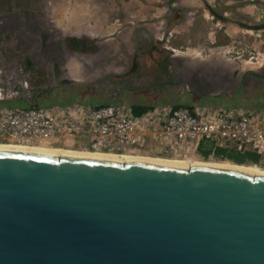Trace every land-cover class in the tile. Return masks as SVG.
<instances>
[{
  "label": "water",
  "instance_id": "95a60500",
  "mask_svg": "<svg viewBox=\"0 0 264 264\" xmlns=\"http://www.w3.org/2000/svg\"><path fill=\"white\" fill-rule=\"evenodd\" d=\"M0 264H264V176L0 151Z\"/></svg>",
  "mask_w": 264,
  "mask_h": 264
},
{
  "label": "rangeland",
  "instance_id": "374dc122",
  "mask_svg": "<svg viewBox=\"0 0 264 264\" xmlns=\"http://www.w3.org/2000/svg\"><path fill=\"white\" fill-rule=\"evenodd\" d=\"M60 1L63 0L53 3L54 10L61 8L57 15L54 11L53 16L41 18L42 11H37L40 14L30 11L36 13L31 25L77 32L78 24L74 22H78L69 18L75 15L71 9L79 0L63 1L62 6ZM81 4L85 18L82 24L87 25L77 33L89 32L88 36L103 44L121 47L120 52L127 60L134 52L136 62H125L126 57L122 62H86L99 72L97 77L107 82L83 88L80 92L87 96L82 98L67 95L50 99L51 102L69 99V103L91 100L94 104L112 102L131 106L204 103L256 106L264 100V81L260 79L264 75V0H82ZM63 14L71 16L67 20L72 21L71 27L64 26ZM5 15L21 20L19 23L23 25L22 11ZM198 49L199 56L187 54ZM218 49H223V54ZM260 60L262 63L258 64ZM246 61L253 64L243 65ZM65 65L66 62L60 68L62 76L55 81L50 79L47 85H58L57 80L67 70ZM170 81L174 84H168ZM26 83L17 76L0 79L2 88L22 90ZM40 83L34 81L31 85ZM116 83L125 84L122 86L125 88ZM128 86L134 89L119 93ZM75 90L69 89L74 93ZM10 100L13 98L5 96L0 105ZM29 101L44 103L42 99Z\"/></svg>",
  "mask_w": 264,
  "mask_h": 264
},
{
  "label": "built area",
  "instance_id": "2783aa9c",
  "mask_svg": "<svg viewBox=\"0 0 264 264\" xmlns=\"http://www.w3.org/2000/svg\"><path fill=\"white\" fill-rule=\"evenodd\" d=\"M0 142L228 160L217 155L222 148L257 154V163H246L264 167V100L256 106L157 104L141 114L127 103L3 104Z\"/></svg>",
  "mask_w": 264,
  "mask_h": 264
},
{
  "label": "flooded vegetation",
  "instance_id": "af4514ba",
  "mask_svg": "<svg viewBox=\"0 0 264 264\" xmlns=\"http://www.w3.org/2000/svg\"><path fill=\"white\" fill-rule=\"evenodd\" d=\"M56 1L0 0V79L8 80L10 77L17 76L21 80L27 81L26 87L22 90L1 87L3 96L27 99L31 106H39L40 103L33 104L29 100L42 99L46 102L67 95L68 97L79 96L82 98L87 95L81 94L80 90L76 89L74 93L69 91L73 88L64 87L66 85L49 86L47 83L50 79L55 81L57 76H62L63 70L60 68L64 66L65 62H122L126 57L120 52L121 47L116 49L103 44L96 37L88 36L91 34L89 32L79 34L77 32L80 29L77 27L75 29L77 32L68 30L65 32V29L60 27L32 26L33 16H36V13L33 14L30 11H42L44 15H41V18L48 17V15L53 16V3ZM16 11H22L23 25L19 23L21 20H17L12 15L10 17L5 15L6 13H16ZM37 14L40 13L37 12ZM48 22L52 24L50 21ZM133 50L135 49L133 48ZM126 61L136 62L134 52L131 53L128 60L126 57ZM34 81L41 82V85H31ZM43 82L45 85H42ZM133 89L134 87L128 86L119 93Z\"/></svg>",
  "mask_w": 264,
  "mask_h": 264
},
{
  "label": "bare ground",
  "instance_id": "6f19581e",
  "mask_svg": "<svg viewBox=\"0 0 264 264\" xmlns=\"http://www.w3.org/2000/svg\"><path fill=\"white\" fill-rule=\"evenodd\" d=\"M63 1H66L68 3L69 0H63ZM62 2H61V6H62ZM77 2L78 3L75 5L76 7H72L71 9L75 13V15H73L72 18H69L71 16H69L68 14H65V15L63 14L64 15L63 18L62 19L60 18L61 21L63 20L66 21V23H64V26L67 28L71 27L69 26V23L72 22L70 21L67 23L68 18L71 20L75 19L78 22V23L74 22L75 24H78L76 25L77 28H83L84 26L87 25V24L86 25L84 24L83 26L82 24L84 23L85 18L81 14V11H82L81 10V5H82L81 0ZM56 9H59L57 11H60L61 8L59 7ZM54 11L57 15V11L56 10ZM70 14H72V12H70ZM97 24H100V23L98 22ZM216 51H219L222 54L224 52L223 49L221 50L218 49ZM187 54H191V56L193 55L199 56L201 55V52L199 49L189 50ZM260 63H262V60L258 62V64ZM248 64L252 65L253 62L246 61L245 63H243V65H248ZM69 68H70L69 70H70L71 76L73 77L81 76V73L78 71L76 66L70 65ZM0 151L25 152V153L42 154V155H49V156H55V157H63V156L88 157V158L112 160V161H117V162H145V163H151V164H157V165H163V166H169V167H175V168H184V169L189 168L191 165L197 164V165H207V166H215V167L232 169V170L240 171V172L252 175V176H264V167H261L259 165L248 164V163H237L231 160H221V161L215 160L214 161L213 158H209L208 160L185 159V158L183 159V158H175V157H161L157 155L143 154V153H136V152L135 153H115V152H104V151H95V150L80 149V148L59 147V146H26V145H18V144L7 143V142H0Z\"/></svg>",
  "mask_w": 264,
  "mask_h": 264
},
{
  "label": "trees",
  "instance_id": "16d2710c",
  "mask_svg": "<svg viewBox=\"0 0 264 264\" xmlns=\"http://www.w3.org/2000/svg\"><path fill=\"white\" fill-rule=\"evenodd\" d=\"M260 79H262L264 81V75L263 76H260ZM168 84H174L173 81H170L168 82ZM66 88H73V89H77V90H82L83 88H86L87 86H78V85H66L64 86ZM75 98H79V96H74L73 99ZM70 102V100H55V101H46L44 102L43 104H40L39 106H42V105H49V104H55V103H58V104H68ZM6 104L10 105V106H21V107H31V104H29L27 101H25L24 99H13V100H10L8 102H5ZM88 103H93L92 101L88 100ZM112 102L110 103H101V104H97V105H106V104H111ZM94 104V103H93ZM96 105V104H95ZM182 105H187V104H176L175 106H182ZM190 105V104H188ZM232 106H235V105H232ZM250 106H253V105H250ZM133 107V110L136 114H141L142 112H144L148 107L149 105H132ZM209 153V150L207 151H204V154L207 156ZM217 155L224 158V159H228V160H231V161H234V162H237V163H246V162H254V163H257L259 161V156L257 154H254V153H251V152H246V153H239V152H236L234 150H226V149H222V148H219L217 150ZM250 164V163H248Z\"/></svg>",
  "mask_w": 264,
  "mask_h": 264
}]
</instances>
